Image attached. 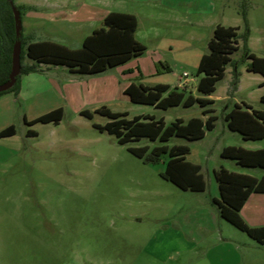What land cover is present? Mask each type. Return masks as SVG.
<instances>
[{"label": "rangeland", "instance_id": "obj_1", "mask_svg": "<svg viewBox=\"0 0 264 264\" xmlns=\"http://www.w3.org/2000/svg\"><path fill=\"white\" fill-rule=\"evenodd\" d=\"M13 1L25 21L28 14L49 12L42 5L64 2ZM215 1V20L240 24L243 32L242 11H247L253 27V49L263 56L264 0ZM112 6L114 10L122 9L118 0H113ZM201 19L205 24V18ZM29 20L33 21L34 37H49L73 47L83 45L81 37L88 31L87 27L79 30L61 26L55 20ZM144 22L147 27L153 24L149 19ZM154 26L162 38L155 39L154 32L147 33L143 40L146 49L141 55L149 57L158 45L162 54L159 60L156 58L160 72L151 74L146 66L144 77L135 73L126 76V81L162 80L175 88L187 79L188 92L201 95L197 90L200 78L197 70L202 55L209 51L214 31L206 25L164 20H158ZM240 39L241 47L232 54L238 63V80L235 82L234 65L229 63L214 92L216 127L207 130L202 139L173 136L165 142L142 138L120 143L115 134L100 128L112 118L96 112L97 108L127 112L129 119L138 115L163 117L167 124L203 114L198 103L168 109L135 103L117 82L101 94L91 92L75 103H64V117L58 124L25 122V118L32 120L54 109L55 100L42 103L30 93L26 99L15 98L16 103L0 101V131L9 124L16 127V134L0 138V264H189L213 257L223 244H262L259 250L264 253V243L224 219L210 198L220 194L214 169L221 165L254 175L263 172L261 168L244 167L221 156L228 145L264 146V140H245L239 132L229 129L225 119L226 111L236 102L264 110L260 85L263 75L247 70L248 60L243 59V38ZM134 59L128 62L129 66L136 65ZM24 61L28 63V57ZM166 63L173 68H165ZM64 68L65 65L53 67L48 74L63 82ZM120 70L109 68L106 75H120ZM184 71L187 77L183 76ZM239 80L241 86L237 90ZM10 92L13 91L0 96ZM79 106L93 112V117L81 114ZM30 129L37 134L29 135ZM163 144L190 147L187 160L202 166L207 182L204 193L181 189L161 175L168 154L156 163H148L128 149L130 145ZM173 223L183 225L199 241L173 244L172 236L168 235Z\"/></svg>", "mask_w": 264, "mask_h": 264}, {"label": "trees", "instance_id": "obj_2", "mask_svg": "<svg viewBox=\"0 0 264 264\" xmlns=\"http://www.w3.org/2000/svg\"><path fill=\"white\" fill-rule=\"evenodd\" d=\"M14 5L20 10L19 6ZM245 23V31L241 35L239 28L235 26L217 25L213 37L209 42V51L200 60L197 74L200 76L197 90L201 96L189 93L187 87L171 89L168 84L147 86L131 83L125 90L135 103L151 104L156 107L168 109L183 105L191 107L199 104L202 114L207 115L204 120L200 116L190 118L188 121L178 118L170 124L165 119L154 115L135 116L127 118V112H114L107 107H102L96 112L112 118L106 125L100 126L117 136L118 141L127 144L148 138L152 141H168L173 136L184 137L189 140H198L205 137L207 130L215 128L217 116L213 114L214 100L206 96L216 91L219 80L223 79L229 63L234 65L235 82L238 80V63L232 59V54L239 49V39L244 41V60H248L247 70L260 73L264 76V56H259L248 47L250 27L247 11H242ZM22 17V15H21ZM138 28L136 15L127 12H110L104 19V25L95 29L88 35L82 47L74 49L55 41H31L27 42L23 31L18 38L16 35V22L13 5L9 0H0V84L9 79L12 68V53L15 42L22 41L21 73L17 77L15 85L0 94L20 91L21 76L39 70V65H65L73 73L97 74L109 68L119 66L140 56L146 49V45L140 42L135 33ZM28 57L32 62H25ZM264 86V82L261 84ZM264 102V93L261 95ZM81 114L90 118L93 112L83 110ZM64 117L62 106L49 111L35 119L28 120L27 124L60 123ZM225 119L231 130L239 132L247 140L264 139V110L256 109L244 102L236 103L225 115ZM16 134L14 124L0 131L1 137ZM29 135H36L35 130H29ZM128 149L145 162L156 163L168 154L169 158L165 170L161 175L175 183L184 190L204 191L207 182L198 163L187 160L190 147L187 144H166L150 147L132 146ZM221 156L235 160L238 164L248 167H264V148L250 150L241 146L229 145L224 147ZM218 182L220 197L214 198L220 215L234 224L239 229L247 232L259 243H264V226H251L241 215V209L252 192H264V176L261 178L250 174L236 172L224 166L214 170Z\"/></svg>", "mask_w": 264, "mask_h": 264}, {"label": "crops", "instance_id": "obj_3", "mask_svg": "<svg viewBox=\"0 0 264 264\" xmlns=\"http://www.w3.org/2000/svg\"><path fill=\"white\" fill-rule=\"evenodd\" d=\"M113 0H94L88 2L87 0H64V2L60 4L47 3L45 6L49 12H39L35 16L28 14L27 17L29 19L33 18L37 21L43 20H55L59 21V24L74 26L80 30V28L87 27L88 31L85 35H82V44L85 38L90 35L95 29L100 28L104 25L105 17L113 11L118 12H127L136 15L138 19V28L135 33L136 38L144 43V38L147 33L154 32L155 39H161L162 35L157 31L156 24L158 20L164 21H173V22H186L190 26L191 25H199L211 28L212 32L215 27L219 24L225 26H235L239 28V33L242 34L241 25H232L225 24L215 20V13L217 12V4L215 0H118L119 5L122 6V9L114 10L112 6ZM129 2V4H128ZM201 17L205 18L201 19ZM25 21L22 17L23 23V35L27 42L31 41H53L49 37H34L32 35L31 29L33 21L31 20ZM149 19L153 22L152 25L147 27L144 20ZM249 27H250V36L248 39V47L252 52L255 53L253 49V27L251 24V17L249 15L248 18ZM156 30V31H155ZM264 30V29H263ZM27 34V35H26ZM242 41L239 39V48L241 47ZM66 45V44H65ZM70 48H80L73 47L71 45H66ZM244 46V41H243ZM172 47V45H171ZM159 46L155 45L153 49V53L150 56H137L135 57L136 65H128V62L133 60H129L128 62L116 66L115 69H120V75H116L113 73H108L109 69L97 73V74H80L73 73L66 66L64 72L63 82L59 79H55L50 76L48 73L50 69L55 67L58 69L59 65L52 64H40L39 70L35 72H30L27 74H23L21 76V86L20 91L16 95L14 92H10V94H4L6 96H0V101H7L9 103H16V99H26L28 95L31 93L35 97H39L42 103L45 101H53L57 102L54 109L64 106V103H75L76 99L85 98L88 93L94 92L96 94H101L105 92L108 87L114 85L117 82L119 86H122L124 91L131 83L144 84L147 86H155L158 84H168L170 87V83L167 81L156 80L154 82L147 81H126V76L130 77L131 74L139 73L141 77H144V68L146 66L149 67V72L151 74L159 73L161 69L157 66V59L161 58V51L158 50ZM174 49V47H173ZM205 54V53H204ZM203 54V55H204ZM256 54V53H255ZM202 55V56H203ZM260 56V55H259ZM264 56V55H263ZM157 58V59H156ZM201 60V59H200ZM28 62H32L31 59L28 58ZM172 64L166 63L165 68L171 69L176 64L173 62ZM46 67V68H45ZM138 69V72L136 71ZM186 72V71H184ZM183 72V73H184ZM119 73V72H118ZM110 76V77H109ZM113 77V78H112ZM260 85L264 82V76L261 78ZM241 86V80L237 84V90ZM176 87L179 89H183L184 87H188V80L184 79L181 83H178ZM171 89H173L171 87ZM262 94L264 93V86H262ZM45 95L46 98H43ZM201 96V95H195ZM209 99L214 100V104L217 100L216 96L213 94L206 96ZM16 98V99H15ZM238 103V102H236ZM235 103V104H236ZM180 106V105H179ZM64 108V107H63ZM229 108V106L227 107ZM233 107L228 109L225 115L231 111ZM99 109V108H97ZM96 109V110H97ZM53 110V108H52ZM78 111L89 110L82 106L77 108ZM192 118V117H191ZM202 118L205 120L207 115H203ZM184 120V119H183ZM189 120V119H188ZM187 120V121H188ZM227 122V121H226ZM12 124H9L10 126ZM228 125V123H227ZM7 126V127H8ZM216 127V125H215ZM229 127V126H228ZM230 129V128H229ZM207 135V132L205 136ZM245 139V138H244ZM247 140V139H245ZM259 140H251V141H260ZM229 146V145H228ZM241 147L250 149V150H258L264 148L262 145H241ZM229 159V158H228ZM241 165V164H240ZM224 166V165H221ZM220 166V167H221ZM244 166V165H242ZM226 167V166H224ZM248 167V166H244ZM227 168V167H226ZM249 168H261L263 172L261 175H253L255 177L261 178L264 176V167H249ZM216 169V168H215ZM214 169V170H215ZM237 172V171H236ZM243 173V172H241ZM207 190V187L204 191H199L198 193H204ZM220 193V192H219ZM220 194L211 195L210 198L214 202V198H219ZM215 203V202H214ZM216 204V203H215ZM241 215L245 219V221L251 226H264V192H252L241 209ZM171 235L173 238V244H196L199 240L192 236L183 225H179V223H173V229L169 231L168 235ZM262 244H223L219 248L220 250L217 254L212 255L211 258H202L200 261L189 264H264V253L259 250ZM225 249V250H224ZM224 250V252H223ZM217 255V256H216Z\"/></svg>", "mask_w": 264, "mask_h": 264}, {"label": "water", "instance_id": "obj_4", "mask_svg": "<svg viewBox=\"0 0 264 264\" xmlns=\"http://www.w3.org/2000/svg\"><path fill=\"white\" fill-rule=\"evenodd\" d=\"M11 4L13 5L14 10V17L16 22V35L19 38L22 33L23 23H22V17H21V11L14 5L13 0H9ZM21 53H22V41L18 39L13 48L12 53V68L9 75V79L5 81L4 83L0 84V92L9 90L12 88L16 81L18 75L21 73Z\"/></svg>", "mask_w": 264, "mask_h": 264}, {"label": "built area", "instance_id": "obj_5", "mask_svg": "<svg viewBox=\"0 0 264 264\" xmlns=\"http://www.w3.org/2000/svg\"><path fill=\"white\" fill-rule=\"evenodd\" d=\"M183 76L187 77L188 76V73L187 72H184L183 73Z\"/></svg>", "mask_w": 264, "mask_h": 264}]
</instances>
